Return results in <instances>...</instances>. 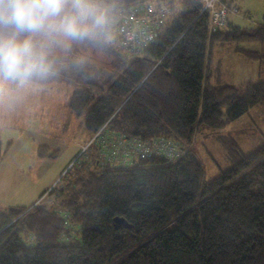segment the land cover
<instances>
[{"label": "trees", "instance_id": "1", "mask_svg": "<svg viewBox=\"0 0 264 264\" xmlns=\"http://www.w3.org/2000/svg\"><path fill=\"white\" fill-rule=\"evenodd\" d=\"M141 1L125 0V8ZM175 1H152L170 14L140 52L117 50L108 65L56 81L72 87L64 107L83 116L85 131L164 138L175 156L135 153L116 167L102 158L101 142H90L41 203L0 211V264H264V140L244 153L217 134L230 165L208 180L194 147L198 133L264 105V23L226 21L209 31L199 2ZM228 43L258 60V79L211 83L212 45ZM44 150L39 145L37 155Z\"/></svg>", "mask_w": 264, "mask_h": 264}, {"label": "clouds", "instance_id": "2", "mask_svg": "<svg viewBox=\"0 0 264 264\" xmlns=\"http://www.w3.org/2000/svg\"><path fill=\"white\" fill-rule=\"evenodd\" d=\"M124 16L125 0H0V118L134 40Z\"/></svg>", "mask_w": 264, "mask_h": 264}, {"label": "rangeland", "instance_id": "3", "mask_svg": "<svg viewBox=\"0 0 264 264\" xmlns=\"http://www.w3.org/2000/svg\"><path fill=\"white\" fill-rule=\"evenodd\" d=\"M177 2L178 0L175 1V4ZM234 2L235 3L232 2L230 4V8L237 6L238 12H235L233 9H228L226 14L227 19L232 20L234 24L241 27H247L258 22H264V0H234ZM234 46V43L212 45L209 59L211 83L238 84L243 82V80H253L246 79L247 74L245 71L247 70V73L250 74V70L247 69L241 60L231 55V48ZM117 49L107 55H93L94 64L98 67L108 65V62L112 57L116 56V53L118 52ZM118 57L120 60H123L120 56ZM242 66L245 67L242 69ZM262 78H264V76H262ZM54 83L50 85L56 87L55 91L52 89H46L41 92L38 97H36L37 95L30 97L25 105L15 113L0 118V125H21L24 122H27V124L37 122L38 125H57L56 135L51 138V140H54V142L59 144V146H57L58 148H56L58 152L57 156L54 158L46 157L48 153H54L55 151L54 149L49 150L48 148V151L44 150L45 157H41L42 159L40 160V168L38 171L34 169L32 173L29 171L27 172L26 170L22 172V177L20 179L23 182L22 184L31 186L33 184L36 185L35 191L30 189L34 194V198H36L32 204L42 202L40 201L42 198L41 194L44 191H48L55 184L63 174L65 168H69L73 165V162H76L73 157L77 152L83 150L90 141L92 144L98 141L101 143L107 142L104 143L106 146L104 150L105 156H103L102 152L101 156L105 161L107 159L116 167L125 164L130 160V158H128L129 145L127 143H123L122 150H119L117 155H113L112 153L113 148L112 145L109 144V139L115 136V129H106L97 132V136L92 139L93 135L85 131L84 126L81 124L83 116L77 117L74 114L69 113L64 107L65 101L69 93L72 91V87L64 83ZM16 134L17 128L15 127L6 129L5 132L3 130V134L0 132L2 140H6ZM217 134L231 136L244 153L250 152L256 148L262 140H264V105H258L249 109L247 113L228 123L220 131L208 130L196 135L194 147L202 157L205 178L207 180L212 178L219 170L226 169L230 165L225 149L222 148L220 143L216 140L215 136ZM118 135L132 138L124 133H118ZM116 141L117 140H115V142ZM0 149V155L3 158V153L6 151L5 142ZM121 154H123V156H121ZM5 161L6 159H4V164ZM9 164L11 165V163ZM14 164L15 162H13L12 166H14ZM15 167L16 165L14 168ZM0 169L3 168L0 167ZM22 169H27L26 163H23ZM6 195L9 197L13 196V194L9 192L6 193ZM67 228H69V225ZM70 233L71 237L74 238L76 236L73 231Z\"/></svg>", "mask_w": 264, "mask_h": 264}, {"label": "crops", "instance_id": "4", "mask_svg": "<svg viewBox=\"0 0 264 264\" xmlns=\"http://www.w3.org/2000/svg\"><path fill=\"white\" fill-rule=\"evenodd\" d=\"M225 5L230 7V4L234 2V0H221ZM235 12H238L237 6L235 7ZM226 21L234 24L232 20L227 19ZM264 23V22H258ZM236 25V24H234ZM253 26V25H251ZM247 26V27H251ZM245 27V26H242ZM243 45L247 49H259V45L254 42H243ZM232 56L241 60L243 64L250 70V74L247 73L246 79L253 80H243L246 81H255L259 76V62L257 59H251L243 55L242 53L236 52L234 47L231 48ZM242 66V69L243 67ZM264 76V73L261 74V77ZM56 84V83H54ZM49 90H56L55 86L50 85L48 87ZM40 95V93L38 94ZM38 95L36 97H38ZM32 97V96H31ZM25 124V125H23ZM21 125H0V132L3 134V130L5 132L6 129H10L11 127L17 128V134L13 135L6 140L1 139L0 135V148L5 142L6 151L3 153V158L6 159L4 164V159L0 155V211L5 210L9 206H28L32 204L36 198H34L33 192L30 189L35 191L36 185L33 184L27 185L22 184V172L26 170L32 173L34 169L38 171L40 160L42 159L37 155V148L39 145H46L49 150L54 149L57 150V146L59 144L51 140L52 136L56 135V127L57 125H38L37 122L27 124L24 122ZM27 124V125H26ZM56 140V139H55ZM1 152V149H0ZM6 156V157H5ZM13 162H15L14 166H12ZM11 163V165L9 164ZM23 163H26L27 169H22ZM39 188V187H38ZM45 190V189H44ZM12 193L13 196L9 197L6 193ZM33 194V196H32ZM39 196V195H38ZM37 196V198H38Z\"/></svg>", "mask_w": 264, "mask_h": 264}, {"label": "built area", "instance_id": "5", "mask_svg": "<svg viewBox=\"0 0 264 264\" xmlns=\"http://www.w3.org/2000/svg\"><path fill=\"white\" fill-rule=\"evenodd\" d=\"M196 1L202 5V10H208L209 12V31H215L216 29L221 28L226 24V14L229 9L227 5L222 3L220 0ZM169 14L170 6L168 4H165L164 2H152L146 0L134 3L129 7H126L123 26L127 30L134 32L135 39L131 42H126L117 50H122L130 54L140 52L142 49L155 41L160 30L167 22ZM95 136H97L96 133L92 137V139H94ZM115 140L117 141L115 142ZM140 140L136 137H122V135H118V133H116L114 137H111L109 139V144L112 145L113 155H117L118 151L122 150L123 143H127L129 145L128 158H130L132 154L134 155V150L135 153L139 155H148L152 152H156L161 155H169L171 157L175 156L173 148V146L175 145L169 140H165L164 138L153 139L151 140V142L144 140H142L144 141L142 142ZM104 143L107 142L102 143L103 155L106 147ZM121 156H123V154H121Z\"/></svg>", "mask_w": 264, "mask_h": 264}, {"label": "water", "instance_id": "6", "mask_svg": "<svg viewBox=\"0 0 264 264\" xmlns=\"http://www.w3.org/2000/svg\"><path fill=\"white\" fill-rule=\"evenodd\" d=\"M114 221L117 223H122L123 222V218L122 217H114Z\"/></svg>", "mask_w": 264, "mask_h": 264}]
</instances>
